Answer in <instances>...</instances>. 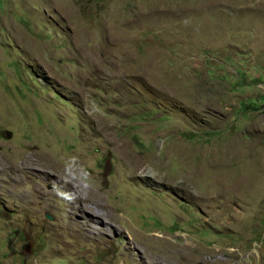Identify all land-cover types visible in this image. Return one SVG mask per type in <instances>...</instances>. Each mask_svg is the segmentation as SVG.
<instances>
[{"label": "rangeland", "instance_id": "374dc122", "mask_svg": "<svg viewBox=\"0 0 264 264\" xmlns=\"http://www.w3.org/2000/svg\"><path fill=\"white\" fill-rule=\"evenodd\" d=\"M205 261L264 264V0H0V264Z\"/></svg>", "mask_w": 264, "mask_h": 264}, {"label": "bare ground", "instance_id": "6f19581e", "mask_svg": "<svg viewBox=\"0 0 264 264\" xmlns=\"http://www.w3.org/2000/svg\"><path fill=\"white\" fill-rule=\"evenodd\" d=\"M94 126L97 128V129H99L100 130V128H101V126H100V124L99 123H96V124H94ZM102 129V128H101ZM114 147L115 148H117L118 146L117 145H114ZM141 165V164H140ZM143 165V164H142ZM136 170V169H135ZM138 170V169H137ZM173 249H176V248H174L173 247ZM181 250V249H180ZM205 263L207 264V262L205 261Z\"/></svg>", "mask_w": 264, "mask_h": 264}, {"label": "water", "instance_id": "95a60500", "mask_svg": "<svg viewBox=\"0 0 264 264\" xmlns=\"http://www.w3.org/2000/svg\"><path fill=\"white\" fill-rule=\"evenodd\" d=\"M5 134L7 135V138H10L11 135H10L9 132H6ZM46 218L49 219V220H51V217H49V216H46Z\"/></svg>", "mask_w": 264, "mask_h": 264}]
</instances>
